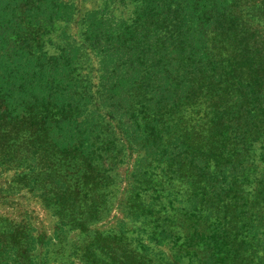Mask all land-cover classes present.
<instances>
[{
    "label": "trees",
    "instance_id": "obj_1",
    "mask_svg": "<svg viewBox=\"0 0 264 264\" xmlns=\"http://www.w3.org/2000/svg\"><path fill=\"white\" fill-rule=\"evenodd\" d=\"M134 2L129 23L93 11L83 33L98 58L100 106L142 153L132 174L140 205L131 218L153 219L150 241L156 235L176 248L166 264H264V147L252 203L245 200L244 158L252 134L264 136V115L256 114L264 108L262 56L244 38L231 0ZM73 18V6L62 0H0V170H21L32 189L41 186L69 210L78 204L74 195L105 188L99 168L119 158L113 135L104 137L90 109L95 93L78 72L80 48L65 42L56 55L43 51L54 25ZM232 74L241 76L236 86ZM230 91L241 108L233 113ZM204 94L205 111L220 118L209 119L207 131L177 126L175 117ZM162 171L173 172L170 182L191 184L183 195L168 194L169 213L161 205ZM9 230L10 245L23 240L19 228Z\"/></svg>",
    "mask_w": 264,
    "mask_h": 264
},
{
    "label": "rangeland",
    "instance_id": "obj_2",
    "mask_svg": "<svg viewBox=\"0 0 264 264\" xmlns=\"http://www.w3.org/2000/svg\"><path fill=\"white\" fill-rule=\"evenodd\" d=\"M62 1L73 6L74 18L70 23L54 25L43 51L48 56L56 55L65 42L73 43L80 48L78 72L95 93L90 109L100 117V122L104 126L102 129L104 137L108 134L113 135L112 142L119 158L117 161H108L103 168H99L100 171H105L102 175L105 178L104 189L71 197L78 202L73 207L74 211L69 210L66 203L56 205L52 196L43 194L41 186L32 189L31 178H23L20 175L21 170H0V264H166L171 261L176 248L172 243L161 241L159 244L156 235L153 236V241H150L156 230L153 219L149 218L144 222L131 218L134 207L140 205L135 200L137 191L132 174L142 153L131 149L121 133L118 119L107 116L106 111L101 108L97 94L98 58L83 40L84 17L87 13L105 11L117 23H129L135 2L134 0ZM232 3L235 9L233 18L235 17L239 24H242L241 28L245 31L244 38L250 42V45L255 43V53L258 58L262 56L264 63V0H231L230 5ZM212 43L213 41H210L209 46ZM224 60L225 58H222V61ZM226 65L227 63H224L222 66ZM240 78L238 74H232L230 76L234 81L232 85L236 86V80ZM230 93L226 99L233 113V109L240 108L239 103H235V95L238 92L230 91ZM209 104V98L204 94L195 106L181 110L175 117L176 125L183 126L188 132H192V128L194 131H207L208 126L205 124L208 120L214 117L220 118V115L214 112L210 114V110L205 111ZM256 114L262 118L264 108ZM204 115L208 118H204ZM223 118L228 117L223 116ZM263 137L253 133L250 140L255 142L250 151L244 154L249 176L245 183V200L250 203L254 200L258 175L262 169L260 161L264 147ZM168 172L162 171L161 174V181H165L161 205L167 213L173 201V197L168 194L183 195L188 187L191 188L190 183L187 184L182 180L170 182L168 179L173 172ZM43 180L42 177L39 178L38 183ZM170 183L173 185L168 186ZM146 196L151 197L146 199L151 202L155 194L149 193ZM50 197L52 200L49 199ZM73 218H76L77 222ZM80 219L85 221L83 228H78ZM163 219L164 216L159 219V226L163 224ZM10 228H19L21 232L18 239L23 240L15 245H10ZM177 231L178 235L186 232L181 228H177ZM27 236L28 238L24 239ZM142 245L149 248L145 255L141 250ZM183 264H187V261L185 260ZM222 264H231V262L224 261Z\"/></svg>",
    "mask_w": 264,
    "mask_h": 264
}]
</instances>
